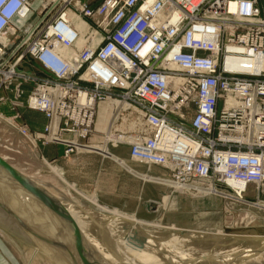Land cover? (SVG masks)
<instances>
[{
	"label": "built area",
	"instance_id": "built-area-1",
	"mask_svg": "<svg viewBox=\"0 0 264 264\" xmlns=\"http://www.w3.org/2000/svg\"><path fill=\"white\" fill-rule=\"evenodd\" d=\"M39 1L0 0V89L32 85L47 142L66 155L124 144L131 161L168 170L170 186L264 211V69L234 65L264 62V0ZM95 63L123 84L95 79ZM100 103L111 113L95 141Z\"/></svg>",
	"mask_w": 264,
	"mask_h": 264
},
{
	"label": "rangeland",
	"instance_id": "rangeland-1",
	"mask_svg": "<svg viewBox=\"0 0 264 264\" xmlns=\"http://www.w3.org/2000/svg\"><path fill=\"white\" fill-rule=\"evenodd\" d=\"M39 3L40 1L36 0L32 8L36 10ZM33 18L34 14L32 15V13H30L24 19L16 18L14 22L18 26L24 28L28 22H32ZM22 69L25 73L32 71V68L27 64H23ZM17 83L18 81H13L10 88L0 89V99H2L0 100V154L11 164L16 166L34 184L44 188L52 194L66 211L73 226L83 229L79 230L80 232H86L91 237L97 236L95 233H89V231L98 232L99 230L95 229L92 225H84V223H92L95 226H107L104 220H109L115 224L130 226L133 230L135 229V231L138 230L136 227L142 228L145 232L149 230L154 232L156 230V236L154 237L157 238V243H161V239L158 238L159 236H167L169 240L168 242L162 240L161 245L164 246L162 248L164 250H161V252L172 253L175 252L176 248L179 249V247H181L180 249L183 251L185 250L186 253H191L190 255H184L182 258L168 257L169 260L165 264H225L230 261L229 256H231L225 249H227L228 246L231 247V244L234 251L240 252L242 253L241 255H243L242 258L244 260H235L234 262H237L236 264H264L263 210L244 206L236 202L233 197L231 198L230 196L224 195V192L208 193L192 190L185 191L181 188H176L174 185L170 186V182L165 180L169 177V171L165 168L164 169L167 171L166 174L156 171L152 174H147L146 168L144 167L137 166V168H133L139 172L136 174L139 179L141 178L140 180L144 179L148 182H153L157 188H162L163 190V194H156L155 200L150 201L149 209L151 210L145 211L140 207L136 214H133L131 210L122 211L124 213L122 214L120 210L113 208H106L104 211H101V208L98 210L93 208L88 200L77 194L75 190L76 187L65 179L60 169L55 166L54 163L43 159L41 155L39 156V149L57 145L62 147L63 158L84 154H95L103 159H109V157L101 153L108 156L113 154V157H115L114 149L124 146L127 147L129 155V147L124 144L116 146L109 144L108 146L104 142L97 145L98 153L79 152L66 155L64 144L46 141V136L48 134L46 128L49 124V119L46 115L28 106L32 85L26 82L21 83L23 93L19 94V91H16L15 88ZM29 110L43 114L45 121L42 126L32 120ZM110 113L108 105L105 103H100L98 105V113L93 128L95 131L91 134L92 140L97 141L101 139L100 136L102 132L107 129ZM107 146L109 147L108 149ZM120 163L127 168L123 161H120ZM144 166L146 167V165ZM157 177L164 179L157 180ZM1 186H3V183L0 182V196L7 202L9 207L13 210L15 208L16 211H19V213L25 216L31 222L33 229L35 228L36 231L38 230L50 238V243L48 239L46 240V238H44V246H46L44 248L52 255V248L50 246L52 245L53 247L54 242L57 245L60 240L64 242L65 238L68 237L71 232L68 225L62 223L64 219L61 213L50 211L41 204L33 203L30 199L26 201L27 203L22 202L25 205L28 204L26 208H24L21 206L22 203H16L18 197L14 196L15 192H18V194L20 193L19 195L24 198L25 195L19 188L15 187V192L12 193L10 189L6 187L2 188ZM84 193L86 195L91 194L89 192ZM225 194L230 195L231 193ZM243 197L249 201L255 202L256 193L252 190L243 195ZM98 203L102 205L101 202L98 201ZM133 222L136 224V227H133ZM227 226L229 228H223ZM23 228L24 227L15 224L0 209V233H4V235L9 237V247L15 254L18 264H57L53 262V259L51 260L46 257L37 247V241L32 235L33 231L29 232L26 228ZM216 230L222 231L220 236H218L221 239L211 240L210 243L212 246L208 244L206 247L202 245L196 248L194 241H190V238L186 243L183 242L186 235H191L192 238L198 235L197 239L195 238L194 240L199 241L200 238L204 239L208 233H214ZM118 234L112 233L111 237L117 238L120 236ZM62 236H64V238ZM254 237L261 238L257 239ZM232 239L234 241H232ZM111 243L112 241L110 240L108 242H104V240L101 239L98 241L90 240V245L101 246V250L94 249L99 258H101L99 264H101V260L102 263L103 261L105 262L106 259L112 261L117 260L116 257L128 244L127 241H122V245L119 246L120 244H118L117 246L119 247H116ZM179 243H182V246ZM227 244L229 245L227 246ZM244 249H247V252H242ZM139 251L140 250L137 248L131 252L135 255ZM223 253H228V257H225L226 259ZM86 254L87 255H83L84 257H82V260L86 264H92L93 255L91 253ZM69 255L70 254L66 251L65 256L68 257ZM224 259L226 262H224ZM135 262L137 261L134 260V263ZM160 262H163L161 257L156 258V260L154 258H148L144 259L141 264H161Z\"/></svg>",
	"mask_w": 264,
	"mask_h": 264
},
{
	"label": "crops",
	"instance_id": "crops-1",
	"mask_svg": "<svg viewBox=\"0 0 264 264\" xmlns=\"http://www.w3.org/2000/svg\"><path fill=\"white\" fill-rule=\"evenodd\" d=\"M35 1L33 0V3ZM87 1L95 6L101 0ZM29 112L32 120L42 126L45 121L43 114L31 110ZM97 145L82 146L81 149L84 153H98ZM101 154L109 159H103L95 154L63 158L62 147L57 145L39 149V156L41 155L43 159L54 163L65 179L76 187L77 194L88 200L93 208L97 210L101 208V211L113 208L120 210L122 214H124L122 211L125 210H131L133 214H136L140 207L145 211L151 210L149 209L150 201L155 200L156 194H163V190L157 188L153 182L140 180L141 178L139 179L136 174L139 172L133 168L144 167L147 174H152L155 171L166 174L167 171L160 166L145 167L131 161L128 149L124 146L114 149L115 157L113 154L110 156ZM120 161H123L128 169L122 166ZM84 192L91 194L86 195ZM0 264H18L15 254L9 247V237L4 233H0Z\"/></svg>",
	"mask_w": 264,
	"mask_h": 264
},
{
	"label": "bare ground",
	"instance_id": "bare-ground-1",
	"mask_svg": "<svg viewBox=\"0 0 264 264\" xmlns=\"http://www.w3.org/2000/svg\"><path fill=\"white\" fill-rule=\"evenodd\" d=\"M60 53H62L63 55H67V54H69V51L66 50V49H62L61 48L60 49ZM228 64H231V63L229 61H227L226 62V65H228ZM234 65L241 66L242 68H244L245 70H248V71H252L254 68H258V67L261 68V69H264V62L258 64V63H254V62H251V61H247V62L240 61V63H235ZM90 70L95 73V79H97V80H100V81H103V82H112V83H115V84H123L122 81L119 79V77H117L110 70H108L107 68L99 65L98 63H95L94 65H92L90 67ZM0 178H1V181L3 183L2 177H0ZM232 186L234 188H236V189L241 188V185L239 183H235V182L232 183ZM1 187L3 188L4 186H1ZM19 194H18V192L17 193L15 192V194H14V196L15 197H18V199H19V200L17 199V202L16 203H22V202L23 203H27L26 201L29 200V197L27 195H25L24 198H22V196H20ZM104 221L107 224V226H109V227L104 226V225L95 226L92 223H84V225H92V226L95 227V229L99 230L98 232L97 231H92V230L89 231V233H95L97 235V236L91 237L86 232H80L79 230H83L82 228H80V227H74L73 224H72V221L69 219V217H68L67 221L64 219L62 223L64 225L65 224L68 225V227L71 229V232H70V235L68 237L65 236L66 237L65 238V241L62 244L64 245L65 250L70 255L67 258L65 257L66 258V260H65L66 262H65L64 260H62V258H60L59 251H56L52 247V245H51L50 247L52 248V255H51L52 258L55 261H57L56 262L57 264H66V263L67 264H86L82 260V257H84L83 255H87L86 253H91V250L90 249H93V251H94V249H100L101 250V246H98V245L97 246L90 245L89 244L90 243V240L91 241H94V240L98 241L100 239L101 240H104V242H106V241L108 242L110 240V241H112L111 244L112 245H115L116 247L121 246L122 245L121 244L122 241H127V243H128L127 244V247H124L122 249L121 253L116 257L117 260L112 261V260H107L106 259L105 262L103 261V263H102V260H101V264H127L128 262H129L128 264H131V263H134V260L137 261L134 264H141L144 261V259L154 258L156 260V258H158V257H161L162 260H163V262H160V263L161 264H165L169 260L168 257L169 258H174V257L182 258V257H184V255L189 254V253H186L185 250L183 251L182 249H180L181 247H179V249L175 247L176 250H175V252H172V253H169V252H167V253L166 252H161V250H164V249H162L164 246L161 245L162 240H165L167 242L169 240H168L167 236H162V237L159 236L158 238L161 239L160 240L161 243H157V241H156L157 238L154 237V236H156L155 235V231L156 230L154 232H152L150 230L149 231L147 230L148 232H145L142 228L136 227V224L133 222V227H136V229H138L137 231H135V229L133 230L132 227H130V226H124V225H120V224H115V223H113V222H111L109 220H104ZM81 224H83V223H81ZM223 228L227 229L229 227L227 226V227H223ZM221 232L219 230H216V232H214V233H212V232L211 233H208L207 236H206V238H204V239H201L200 238L199 241L194 240L195 238L197 239L198 235H197V237H193V238L191 237V235H189V236L186 235V237H184L183 242L186 243V241H188V239L190 238L189 240L190 241H194V245H196L195 246L196 248H198V246L201 247L202 245L204 247H206V246H208V244H211L210 243L211 240L221 239V238L218 237V236H220ZM37 233L39 234V237L41 239L40 242H42L44 244V238H46V240L48 239V241L50 243L51 240H50L49 237H47L46 235L42 234L38 230H37ZM112 233H117V234L118 233H123V234H118L120 236H118L117 238H113V237H111V234ZM72 234H73V236H72ZM70 236H72V237H70ZM62 237L64 238V236H62ZM238 238H240V237H238ZM241 238H244V237H241ZM251 238H253V237H251ZM254 238H257V237H254ZM259 238H261V237H259ZM259 238H257V239H259ZM159 239H158V242H159ZM30 240H32V239H30ZM165 241H163V242H165ZM232 241H234V240L232 239ZM100 242H102V241H100ZM118 244H120V245L117 246ZM228 245L229 244H227V246ZM211 246H212V244H211ZM137 248L140 251L137 254L133 255V253L131 251L134 250V249H137ZM225 250L227 252H229L230 255H231V256H229L230 261L226 262V260H225L226 258L225 257H228L227 256L228 253H226V254L223 253V254H225V256L223 255L224 258H225L224 259V262H226L225 264H234V263L236 264L237 262H234L235 260H237V261L238 260H240V261L244 260L242 258L243 255H241L242 253L236 252V251L233 250L232 244H231V247L228 246V248L225 249ZM229 250H231V251H229ZM242 252H247V249L242 250ZM94 253L96 254V257L98 259V264H99L101 258H99V256L97 255L96 252H94ZM136 256H138V257H136ZM89 259H90V257H89Z\"/></svg>",
	"mask_w": 264,
	"mask_h": 264
},
{
	"label": "water",
	"instance_id": "water-1",
	"mask_svg": "<svg viewBox=\"0 0 264 264\" xmlns=\"http://www.w3.org/2000/svg\"><path fill=\"white\" fill-rule=\"evenodd\" d=\"M0 177L3 179V186L10 189V191L13 193L15 192V187L19 188L24 195H27L33 203L41 204L42 206H45L46 209L54 212H60L63 216V219H68L67 214L64 210V208L59 204L56 198L52 196L47 190L44 188L34 184L25 174H23L16 166L11 164L3 155L0 154ZM0 182L1 178H0ZM28 204H22L24 208H26ZM0 209L18 226H22L24 228H27L29 232H32V235L35 237L37 241V247L44 253L46 257L49 259H53L52 256L49 254V252L44 248V244L41 241L39 234L37 231L33 230L31 222L23 216L19 211H16L9 207L7 202L0 196ZM63 241H59V243L54 242L53 248L56 251H59V256L62 258V260H66V250L64 248V245L62 244ZM91 253L93 254V263L92 264H98V259L96 257V254L94 253L93 249H90ZM66 257V258H65ZM53 262H57L54 261ZM66 262V261H65ZM67 264V263H66Z\"/></svg>",
	"mask_w": 264,
	"mask_h": 264
}]
</instances>
